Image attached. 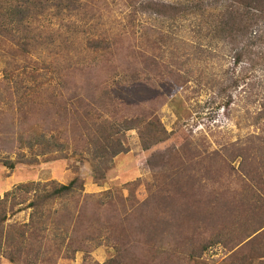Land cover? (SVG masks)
I'll return each instance as SVG.
<instances>
[{"label": "rangeland", "instance_id": "1", "mask_svg": "<svg viewBox=\"0 0 264 264\" xmlns=\"http://www.w3.org/2000/svg\"><path fill=\"white\" fill-rule=\"evenodd\" d=\"M47 1L14 32L0 18V264H264V59L237 66L203 18L158 19L140 0L75 15ZM100 37L104 52L88 46ZM134 119L165 140L144 148ZM109 123L124 151L97 179ZM75 178L32 220L35 191Z\"/></svg>", "mask_w": 264, "mask_h": 264}, {"label": "trees", "instance_id": "2", "mask_svg": "<svg viewBox=\"0 0 264 264\" xmlns=\"http://www.w3.org/2000/svg\"><path fill=\"white\" fill-rule=\"evenodd\" d=\"M81 0H56L54 7L57 14L66 12L69 15H75L81 11ZM47 0H0V18H4L6 30L8 33L14 32L12 29V20L18 21L15 26L23 27L30 24L32 18L42 16L48 9ZM138 12L147 15H153L162 20H181L182 18L191 19L200 23L195 17L203 18L207 23L208 29L202 36H210L212 40L224 42L226 45L225 52L232 57L235 64L249 63L255 58L262 57L264 53L259 49L264 43V37L260 33L259 26L264 25V0H182L175 3H166L154 0H140L134 5ZM26 22V24L24 23ZM165 22V21H164ZM88 46L93 49H101V52L110 48L107 38L92 39L88 41ZM257 64V63H256ZM109 126L97 127L95 138L92 139V161L97 170V179L104 178V172L109 169L108 163L121 152L124 151L122 142L119 138V132L122 131L119 125L109 123ZM140 119L126 121L127 127L138 128L144 148L163 142L166 135L162 125L157 121L144 123L142 126ZM9 164V163H8ZM14 168V166H10ZM253 178V173H252ZM79 180L75 178L68 185L53 186V190H48L47 186L43 191H35L34 184L17 187L21 191H35L29 209L34 211L32 220L37 217V209L46 203L72 196L76 192ZM47 189V190H46ZM0 200V208H4L6 201ZM6 219V217H5ZM106 264H116L113 261Z\"/></svg>", "mask_w": 264, "mask_h": 264}]
</instances>
